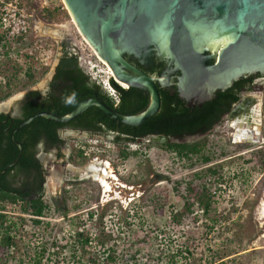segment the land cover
<instances>
[{
  "label": "rangeland",
  "instance_id": "obj_1",
  "mask_svg": "<svg viewBox=\"0 0 264 264\" xmlns=\"http://www.w3.org/2000/svg\"><path fill=\"white\" fill-rule=\"evenodd\" d=\"M19 1L30 16V33L23 41L7 38L11 43L9 55L0 56V113L12 115L17 114L18 104L29 89L42 93L48 90L63 55L62 42L66 37H79L69 14H60L53 21L42 16L43 10L65 8L62 0H51L46 9H42L39 0ZM37 25H66L67 29L63 39H56L43 34ZM3 31L0 26V32ZM43 51L52 52L46 67L40 62ZM29 52H34L30 64L25 61ZM92 63L98 64L96 74L97 70H106L96 58ZM95 73L92 74L97 76ZM97 77L105 79L103 74ZM262 82L263 78L258 86H264ZM253 94L260 93L256 90ZM261 124L264 132V121ZM225 130L221 125L207 134L205 153H211L214 159L194 166H190L192 161L161 145L148 148L147 140L129 144L130 151L136 154L121 159L112 142L114 135L71 134L67 142L73 147V155L81 148L96 154L83 166H89L94 159L111 163L118 178L109 180L112 192L105 198L100 185L88 178L63 199L58 195V185L54 188L49 180L44 199L52 206L40 225L33 223L30 212L23 211V204L8 205L5 212L12 222L11 234L17 248H5L7 258L0 264H35V255L41 248L46 249L41 264H45V259L53 263L52 256L61 257V253L52 251L55 243L60 252L65 248V263L76 256L92 264H102L104 257L107 262L103 264H264V217L259 210L264 198V152L256 154L258 142L246 148L232 144ZM74 166V170L83 167ZM209 168L217 173L211 174ZM52 176L49 179L54 178L57 183L61 179L60 174ZM190 187L195 192L190 193ZM203 187L210 200L207 210L198 201ZM188 202L192 204L191 213L186 210ZM78 230L90 239L87 246L73 242L72 234ZM74 250L81 252L73 255Z\"/></svg>",
  "mask_w": 264,
  "mask_h": 264
},
{
  "label": "water",
  "instance_id": "obj_2",
  "mask_svg": "<svg viewBox=\"0 0 264 264\" xmlns=\"http://www.w3.org/2000/svg\"><path fill=\"white\" fill-rule=\"evenodd\" d=\"M78 30L98 56L108 63L116 80L144 91L147 107L136 115H123L94 96L79 103L65 116L41 112L23 120L12 132L18 157L4 172L15 167L23 152L14 134L36 118L69 123L91 107L99 108L116 122L138 127L161 111L158 84L173 85L191 105H202L217 92L241 78L264 76V0H63ZM134 56L148 68L154 58L168 63L166 75L151 76L130 63ZM207 136L183 139L151 136L153 145L195 143Z\"/></svg>",
  "mask_w": 264,
  "mask_h": 264
},
{
  "label": "trees",
  "instance_id": "obj_3",
  "mask_svg": "<svg viewBox=\"0 0 264 264\" xmlns=\"http://www.w3.org/2000/svg\"><path fill=\"white\" fill-rule=\"evenodd\" d=\"M60 14L68 15V11L64 6L55 10H43L42 16L47 21H53L59 18ZM23 40H25V37L20 38L18 41ZM10 44L6 33L4 31L0 32V56L9 55ZM25 59L26 63L30 64L34 57L26 54ZM26 73L30 78L33 77L29 72ZM256 76L253 75V78L250 79L241 78L227 90L217 92L214 99L195 108H187L177 96L172 98L169 94H163L161 111L138 127L120 124L105 115L97 107H91L79 118L69 123H56L44 117L36 118L13 136V139L22 145L23 152L19 163L10 168L4 176H0V209L6 210L8 205L15 206L20 202L24 205L23 211L30 212L34 217L33 223L35 225H40L46 213L50 212L52 206L50 203L41 196L37 199H31V191L25 192V190L31 189L33 182L41 178L40 165L35 157L36 143L41 139L58 143V128L71 126L74 129L90 131L99 135H114L112 142L116 146L117 157L125 159L136 154V152L130 151L129 144L137 143L139 139L148 140L149 137L157 135L183 139L208 132L221 118L222 114L228 111L235 101L240 99V91L244 87L250 86ZM53 80H55L54 83L58 80L62 81L65 86L62 89L57 88L56 94L52 93L50 95L51 98H41L38 92L26 94L18 104L17 114L13 115L14 118L6 124H1V121L7 118V114L0 113V171L6 169L19 155L18 147L12 142V132L23 120L35 114L51 112L59 116H65L71 113L79 103L94 96L100 98L110 108L116 109L123 115H136L143 111L149 103V98L144 91L137 88L122 89L111 81V85L117 90L120 98L119 105L115 106L114 101L100 86L96 85L85 70L78 67L76 62L71 59H60ZM208 143L209 138L206 137L195 143H172L162 147L176 153L180 158L192 161L190 166H194L196 163H211L214 159L211 153H205ZM152 146L153 144L147 143L148 148ZM82 152H85V149ZM209 172L213 175L217 173L213 168H209ZM19 182L21 186L17 187L16 185ZM189 192L193 193L195 191L190 187ZM198 201L206 210L209 208L210 200L204 187L198 192ZM186 205V210L189 212L192 204L188 202ZM57 210L61 211L63 209L57 208ZM174 219L176 218L174 217ZM4 223L5 234L2 242L8 250L14 240L13 236H10L12 222L5 219ZM83 238V234L77 233L75 242L87 246L90 239L88 237ZM52 247L56 248V243ZM45 250V248H41L36 253L35 257L38 258L33 261L35 264L42 263L45 258ZM76 253V250H74L73 254ZM55 254L60 253L55 252ZM45 264L51 263L48 260Z\"/></svg>",
  "mask_w": 264,
  "mask_h": 264
},
{
  "label": "flooded vegetation",
  "instance_id": "obj_4",
  "mask_svg": "<svg viewBox=\"0 0 264 264\" xmlns=\"http://www.w3.org/2000/svg\"><path fill=\"white\" fill-rule=\"evenodd\" d=\"M62 43L64 46V50H63V55L60 59H65V58L71 59L76 62V65L78 67L82 68L81 55L79 54L76 46L74 45V40L73 39L71 40L70 38L66 37V39H64V42ZM129 61L131 64L138 67L145 73L154 76L156 78H160L163 75H166V71L168 68V63L162 62L156 58H154V64L152 66H149L148 68L140 64L138 59H136L134 56H131ZM58 64L55 66L52 78L47 86L48 90L45 93H42L38 90L29 89L23 95V98L25 97L26 94L33 92L40 93L41 98H46V97L51 98L50 95L52 93L56 94L57 88L59 87L61 89L64 88L65 86L64 82L58 80V82L54 83L55 80H53L56 75ZM180 72L181 71H178L177 74H174L173 85L162 86L158 84V88L161 95V106L163 101V94H169V96L172 98L177 96L179 100L184 102V105L187 108H195L197 106H202L203 104H205L203 103L202 105H198V104L191 105V103H188L185 99L181 97V95L179 94L178 87H176L178 81L182 76ZM251 77L252 76H249L247 77V79H250ZM262 78H264V76L261 75L256 76L255 79H253V82L252 84H250V86H246L242 89V91H240V99L235 101L231 105V108L222 114L221 118L215 123V125L208 132L199 135H205V134L210 135L214 132L216 128H218L221 125H224L226 127L225 135L228 137V140L232 142V144L238 145L242 148H246L258 142L259 145L256 147L257 148L256 154L260 155L262 152H264V132H263V124H261V122L264 121V100H263L264 86H258V81L261 80ZM256 90L258 93L262 95L261 96L260 94L254 95L253 93ZM145 95L147 94L145 93ZM13 118L14 116L12 114L11 115L7 114V118L5 120H2L1 124H6L8 121H11ZM229 129H232V132H229L228 131ZM238 129L246 130L248 132L247 133L248 136H246V138L242 142L235 144L234 138H235V134L237 133L236 131H238ZM71 134H76V135L78 134V136L86 135L89 137H94L96 135H99L90 131L79 130V129H74L71 126H65L57 129L58 143L55 142L51 143L45 141V139L39 140L36 143V147H35L36 148L35 157L40 165L39 170L41 172V178L33 182L31 189L25 190V192L31 191L30 192L31 199H37L40 196L42 198L45 197L46 189L48 187V182L50 180L49 178L52 177V175L54 174L61 175V179L59 180L57 185L59 190L58 195L63 199L65 197L70 196L71 189H74L75 186L76 187L79 186L80 182L87 180V179H82L79 172L77 173V171L80 169L74 170L75 169L74 165L81 164L83 166L88 160L91 159L92 156H95L96 154L94 153L95 154L94 155L92 153L90 154V153L82 152L84 148H81L76 152V155H73L74 152L73 147H71V145H69L67 142ZM138 141H146V139H139ZM147 143H149L148 140ZM161 146H165V145H161ZM52 157L54 158L53 160H51ZM94 161L97 160L94 159ZM76 162L77 164H75ZM109 165L111 167V163ZM86 166H83L82 168H85ZM4 171L5 169L3 171H0V176H4V174H6L8 170L6 172ZM112 180L114 181L115 179L113 178L110 179V181ZM16 186L20 187L21 186L20 182ZM26 200L28 201V199ZM61 211L63 212L64 210ZM7 215L8 213L5 212V209L2 210L0 209V263H4L7 258L5 257L6 247L2 242V239L4 238V234H5L4 221L5 219L7 220L9 219ZM16 228L17 226L14 227V230H16ZM10 233L12 232L10 231ZM10 236L12 237V234ZM16 243L17 242L14 241L13 244L11 243L12 245L10 246V248L14 249L15 251L17 248ZM18 253L19 252H15V255ZM15 255L13 256V258L15 257Z\"/></svg>",
  "mask_w": 264,
  "mask_h": 264
},
{
  "label": "built area",
  "instance_id": "obj_5",
  "mask_svg": "<svg viewBox=\"0 0 264 264\" xmlns=\"http://www.w3.org/2000/svg\"><path fill=\"white\" fill-rule=\"evenodd\" d=\"M41 2V7L42 9H46L49 7L51 0H39ZM63 2V0H62ZM30 16H28L25 13V10L21 6V2L19 0H0V26L4 29V32L6 33V36L10 40H15L18 41L20 38L25 37L28 35L31 29V22L29 21ZM77 28V27H76ZM77 33L79 37H74V45L76 46L79 54L81 55V63H82V68L85 70L87 75L90 77V79L98 86L102 87V89L108 94L110 98L114 101V105L118 106L120 103V98L118 95L117 90L111 85L112 77L109 78L108 76V68L106 66V70H97L98 74H103L105 75V79L102 80L94 72L96 68H98V64H94L93 58H96L98 62L103 64L97 52L91 48V46L88 45V43L85 41V39L82 38V35L77 29ZM79 38V39H78ZM26 40V38H25ZM44 52V51H43ZM28 55L30 57L34 56V52H29ZM43 57L40 59L41 65L42 66H48L49 65V60L52 57V52H44V54H40V57ZM36 60H38L36 58ZM104 65V64H103ZM95 73L97 76L93 75L92 73ZM103 71L104 73H102ZM264 79V78H263ZM260 81V80H259ZM258 81V83H259ZM263 83V82H262ZM77 233L82 234L83 230H78L77 232H74L72 235L74 236V241L76 239ZM77 243V242H75ZM90 243V242H89ZM57 248V249H56ZM52 248V251L55 253V249L57 250L58 253H61V257L57 259V257L52 256V260L54 264H92L90 260H85L82 257H72L68 258L67 262L65 263L63 260L64 252L66 253L65 248H63V251L60 252V247ZM76 248H79V244L76 245ZM78 252H81L80 250ZM77 252V254H78ZM73 254V252H72ZM66 255V254H65ZM74 255V254H73ZM71 257V256H70ZM108 258V257H107ZM106 260V261H105ZM48 261V259H45V263ZM107 262V259L104 257L102 258L101 263ZM51 263V262H50ZM51 263V264H53ZM102 263V264H103Z\"/></svg>",
  "mask_w": 264,
  "mask_h": 264
},
{
  "label": "bare ground",
  "instance_id": "obj_6",
  "mask_svg": "<svg viewBox=\"0 0 264 264\" xmlns=\"http://www.w3.org/2000/svg\"><path fill=\"white\" fill-rule=\"evenodd\" d=\"M73 20H72V23L75 24V26L77 27V24H76L75 20L74 21ZM37 29L39 31H41L43 34L51 35L52 37H54L56 39H63V37L65 36L64 29H67V28H66V25H60V26H57V27H44L42 25H37ZM77 29H78V27H77ZM80 34H81V32H80ZM82 38L85 39V41L88 43L89 46H91L90 43L86 40V38L83 35H82ZM91 48H92V46H91ZM99 59L108 68V76H109V78H111V77L114 78L113 71H112L111 67L108 65V63L106 61H104L102 58H100V56H99ZM116 82L118 84H121V85H123V86H125L127 88L126 85L122 84L118 80H116ZM236 132L237 133L235 134V138H234L235 144L242 142L246 138V136H248L247 135L248 132L246 130L238 129V131H236ZM109 164L110 163H103L101 161L100 162L99 161H95V162L91 163L89 166H87L85 168H82V169L77 171V173L79 172V174L82 177V179L91 178L95 182H97L100 185V187L102 188L105 198L106 197L108 198L107 194H110V192H112L111 191L112 190L111 189V184L112 183H110L109 180L112 179V178L115 179V180L118 179L117 176L114 175V172H113V170H112V168L110 167ZM50 182L53 184L54 188H57L56 184H58V183L55 181L54 178H51ZM259 210H260V216L264 217V198H263V200L261 202V207H260Z\"/></svg>",
  "mask_w": 264,
  "mask_h": 264
},
{
  "label": "clouds",
  "instance_id": "obj_7",
  "mask_svg": "<svg viewBox=\"0 0 264 264\" xmlns=\"http://www.w3.org/2000/svg\"><path fill=\"white\" fill-rule=\"evenodd\" d=\"M114 78L112 79V82L114 83ZM117 86L121 87L122 89H128V87L126 88L125 86L121 85V84H118L117 83ZM102 89V87H100ZM103 90V89H102ZM104 91V90H103ZM105 92V91H104ZM106 93V92H105ZM107 94V93H106ZM108 95V94H107ZM112 99V98H111Z\"/></svg>",
  "mask_w": 264,
  "mask_h": 264
}]
</instances>
